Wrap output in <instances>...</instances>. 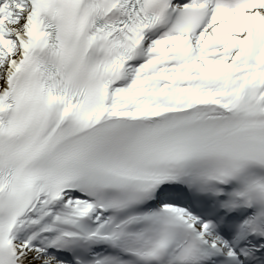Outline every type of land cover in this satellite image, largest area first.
<instances>
[{"label": "snow or ice", "instance_id": "1", "mask_svg": "<svg viewBox=\"0 0 264 264\" xmlns=\"http://www.w3.org/2000/svg\"><path fill=\"white\" fill-rule=\"evenodd\" d=\"M0 264H264V0H0Z\"/></svg>", "mask_w": 264, "mask_h": 264}]
</instances>
